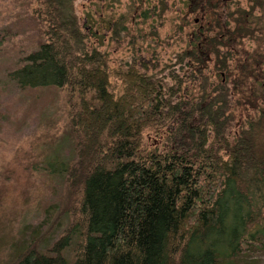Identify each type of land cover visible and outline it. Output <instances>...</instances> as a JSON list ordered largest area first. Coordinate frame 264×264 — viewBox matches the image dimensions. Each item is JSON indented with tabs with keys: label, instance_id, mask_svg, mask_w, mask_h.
<instances>
[{
	"label": "trees",
	"instance_id": "16d2710c",
	"mask_svg": "<svg viewBox=\"0 0 264 264\" xmlns=\"http://www.w3.org/2000/svg\"><path fill=\"white\" fill-rule=\"evenodd\" d=\"M11 1L20 9L0 25V141L32 133H18L9 105L42 88L63 92L67 137H53L45 159L44 191L50 174L62 188L0 264H242L264 253V87H247V66L235 78L227 66L253 36L251 12L220 6L208 28L192 22L186 48L148 66L133 37L130 59L112 63L105 33L124 29L104 4L95 21L77 0Z\"/></svg>",
	"mask_w": 264,
	"mask_h": 264
},
{
	"label": "rangeland",
	"instance_id": "374dc122",
	"mask_svg": "<svg viewBox=\"0 0 264 264\" xmlns=\"http://www.w3.org/2000/svg\"><path fill=\"white\" fill-rule=\"evenodd\" d=\"M254 1L229 0L220 6L222 5L225 12L232 13V16L237 15V10L249 11L251 18L255 20L252 23L253 36L244 37L237 42L230 52L227 66L230 78L241 75L239 69L242 65L247 66V71L254 70L253 74L245 78L247 87L256 88L261 92L264 86L259 85L257 88L255 80L263 81L264 75V14ZM102 4L107 7L104 8L107 9L104 15L119 17L122 24H119L118 28L124 29L119 30V37L116 39H112L109 32L105 33L106 39L102 47L109 51L113 64L119 60L130 59L134 48L129 44L132 37L137 49L135 54L147 62L148 66L156 62L160 65L168 62L173 52L187 47L188 36L196 30L195 27H209L210 14L213 13L209 11V14L204 16L197 8V11L189 15L190 8L197 7V1L190 0H77L75 6L78 12L84 9V12L91 14L92 19L96 21L100 16L98 8ZM220 6L214 9L216 13L221 12ZM19 9V3L0 0V25L9 22L10 16L13 17ZM131 16L133 21L125 18ZM138 16L140 17L137 18ZM196 19L198 22L193 28L192 22ZM227 20L229 26L234 27L233 20L230 17ZM220 74L221 77L215 74L211 79L215 82H219V78L225 80L228 73ZM249 88L244 89L246 93ZM238 95L235 94V97H239ZM12 101L15 102L10 103L8 116L19 121L18 133H32L25 137L9 134V137L0 141V259L9 253V244L18 241L20 231L25 225L43 221L45 205L51 203L56 191L62 188L60 180L50 174L49 182L46 179L48 189L44 191L43 181L48 172L45 170V159L53 152L55 141L51 143V139L58 134L61 140L67 137L63 136V92L42 88L22 99ZM243 114L248 117L246 112ZM249 115L254 114L250 111ZM242 264H264V253L252 252Z\"/></svg>",
	"mask_w": 264,
	"mask_h": 264
},
{
	"label": "flooded vegetation",
	"instance_id": "af4514ba",
	"mask_svg": "<svg viewBox=\"0 0 264 264\" xmlns=\"http://www.w3.org/2000/svg\"><path fill=\"white\" fill-rule=\"evenodd\" d=\"M188 1V0H186ZM197 1V8L202 12V14L205 16L209 14V11H214L215 8L219 7L220 4H225L229 0H196ZM263 2V0H261ZM221 5V6H222ZM216 11V10H215ZM189 15L192 14L193 12H188ZM186 13V15H188ZM194 22H198V20H194Z\"/></svg>",
	"mask_w": 264,
	"mask_h": 264
}]
</instances>
